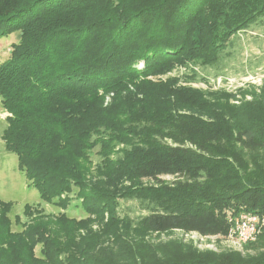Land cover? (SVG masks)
<instances>
[{
	"label": "trees",
	"instance_id": "trees-1",
	"mask_svg": "<svg viewBox=\"0 0 264 264\" xmlns=\"http://www.w3.org/2000/svg\"><path fill=\"white\" fill-rule=\"evenodd\" d=\"M263 15L264 0H0V38L19 34L0 63L4 147L41 200L66 209L76 188L88 214L25 204L15 230L0 200V264H264L156 259L130 236L226 237V209L264 214V157L241 154L264 152V100L228 103L194 72L169 74L216 63ZM122 199L147 213L119 215Z\"/></svg>",
	"mask_w": 264,
	"mask_h": 264
},
{
	"label": "rangeland",
	"instance_id": "rangeland-1",
	"mask_svg": "<svg viewBox=\"0 0 264 264\" xmlns=\"http://www.w3.org/2000/svg\"><path fill=\"white\" fill-rule=\"evenodd\" d=\"M18 32L0 38V63L9 56V50L12 43L17 42ZM140 64H142L140 66ZM143 66L139 62L137 67ZM188 72V73H187ZM194 72L196 77L190 82L193 87L200 89H210L206 91L219 90L220 97L228 100V103L236 105L242 102H249L257 99L264 100V15L258 17L245 29L233 34L227 45L220 51L219 59L211 65H199L188 62L174 68L169 73H187ZM216 83V84H215ZM219 84V86H216ZM263 92V93H262ZM212 98L213 95L207 96ZM111 93L104 98V105L110 102ZM214 99V97H213ZM1 101V100H0ZM4 108L0 102V200L11 201L12 207L8 213L12 220V228L19 230L21 225L15 223L16 215L25 220L23 215L24 205L29 204L32 207L41 208L48 214H57L65 211L69 217L76 219L84 218L88 214L80 207L76 198L77 189L74 188L69 193L70 201L66 209H62L52 203L41 200L38 190L32 186L22 170L18 168L16 154L9 152L4 147L2 133L6 127V120L2 117ZM244 157H251L255 161L257 157H264V152L260 153H241ZM94 159L96 156L93 155ZM165 180H170L169 175L162 176ZM152 185L149 181L138 182L137 185ZM117 212L121 216H129L136 220L138 217L147 213L143 204L134 199L120 200ZM223 213V210L220 211ZM240 212L234 209L224 211L225 218H234ZM102 218L107 219L106 212ZM93 228L96 224L93 223ZM132 231V230H130ZM128 231V232H130ZM127 232V233H128ZM136 238L134 241H142L140 250L143 253L151 250V254L156 259L170 257L171 259L186 258L194 253L210 254L215 261L240 262L249 258L258 259L260 253L264 252L261 241H249L245 245L238 244L234 239L214 236H202L196 232H184L179 229L169 230L163 233L142 232L141 234L131 235ZM145 243V244H144ZM248 243V242H247ZM38 247H36V255ZM146 257V256H145ZM127 264V263H125Z\"/></svg>",
	"mask_w": 264,
	"mask_h": 264
},
{
	"label": "built area",
	"instance_id": "built-area-1",
	"mask_svg": "<svg viewBox=\"0 0 264 264\" xmlns=\"http://www.w3.org/2000/svg\"><path fill=\"white\" fill-rule=\"evenodd\" d=\"M228 222L229 231L226 237L234 239L238 244L255 240L264 231V214L240 212L234 218H229Z\"/></svg>",
	"mask_w": 264,
	"mask_h": 264
}]
</instances>
